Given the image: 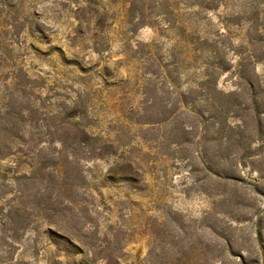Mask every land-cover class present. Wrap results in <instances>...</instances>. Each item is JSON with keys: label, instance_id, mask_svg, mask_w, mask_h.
Wrapping results in <instances>:
<instances>
[{"label": "rangeland", "instance_id": "374dc122", "mask_svg": "<svg viewBox=\"0 0 264 264\" xmlns=\"http://www.w3.org/2000/svg\"><path fill=\"white\" fill-rule=\"evenodd\" d=\"M260 2L0 0V264H264Z\"/></svg>", "mask_w": 264, "mask_h": 264}, {"label": "trees", "instance_id": "16d2710c", "mask_svg": "<svg viewBox=\"0 0 264 264\" xmlns=\"http://www.w3.org/2000/svg\"><path fill=\"white\" fill-rule=\"evenodd\" d=\"M261 5L264 4V0H261ZM256 22V24H258V18L256 20H254V22ZM215 69H219V70H225V69H228V68H225V67H222L221 65H216L215 66ZM212 77L211 74L207 73L206 74V79L208 81H210L209 79ZM234 106V103H232L231 101V98L229 95H226L225 97H223V103L220 104L219 108L217 109L219 111V114H222L224 115L225 117H228L229 113H233L231 112L232 110V107ZM199 112H197L196 114H198ZM200 114V113H199ZM212 119L215 118V115L214 116H210ZM250 151V149H249ZM35 206V205H34ZM36 208L35 207H32L31 208V211L35 210Z\"/></svg>", "mask_w": 264, "mask_h": 264}]
</instances>
